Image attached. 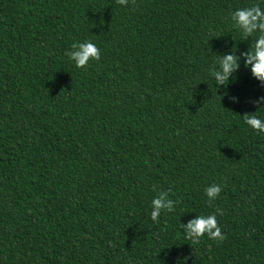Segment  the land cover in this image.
I'll return each instance as SVG.
<instances>
[{
  "label": "trees",
  "instance_id": "1",
  "mask_svg": "<svg viewBox=\"0 0 264 264\" xmlns=\"http://www.w3.org/2000/svg\"><path fill=\"white\" fill-rule=\"evenodd\" d=\"M253 4L0 0V264H264V133L242 116L264 120L241 56L259 33L231 19ZM85 40L100 59L77 68ZM160 191L177 203L157 223ZM210 214L225 239H185Z\"/></svg>",
  "mask_w": 264,
  "mask_h": 264
},
{
  "label": "clouds",
  "instance_id": "2",
  "mask_svg": "<svg viewBox=\"0 0 264 264\" xmlns=\"http://www.w3.org/2000/svg\"><path fill=\"white\" fill-rule=\"evenodd\" d=\"M132 2L135 3V0H132ZM116 3L127 5L129 0H116ZM231 19L234 22V26L243 33L245 40L254 33H259L251 43V48L241 53V56L244 58V67H250L252 75L264 85V9L259 4L239 8L231 14ZM71 49V51L66 52V55L74 62L77 68H85L90 61H98L100 59V49L90 40L73 43ZM241 56H237L236 52L233 51H231V54L216 56L211 75L215 78L217 85L226 87L229 84L230 78H233V73L241 66ZM229 99L233 102L236 101L235 97L229 96ZM253 103L258 108L264 105V96L259 97ZM242 116L249 127L259 133H264V120L255 115V112L245 113ZM204 191L208 197L209 204H211L221 193L222 187L213 183L206 187ZM176 203L169 198L168 191H160L151 202V219L158 223L161 212L165 210L168 212L174 211ZM183 230L185 239L191 241L192 244L199 243L200 239L205 235L210 240L222 241L225 239L218 225L216 214L196 215V218L188 221L187 224H183Z\"/></svg>",
  "mask_w": 264,
  "mask_h": 264
}]
</instances>
